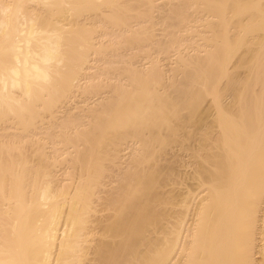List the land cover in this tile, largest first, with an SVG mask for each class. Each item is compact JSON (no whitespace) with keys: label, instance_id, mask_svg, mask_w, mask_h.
<instances>
[{"label":"bare ground","instance_id":"1","mask_svg":"<svg viewBox=\"0 0 264 264\" xmlns=\"http://www.w3.org/2000/svg\"><path fill=\"white\" fill-rule=\"evenodd\" d=\"M0 264H264V0H0Z\"/></svg>","mask_w":264,"mask_h":264},{"label":"rangeland","instance_id":"2","mask_svg":"<svg viewBox=\"0 0 264 264\" xmlns=\"http://www.w3.org/2000/svg\"><path fill=\"white\" fill-rule=\"evenodd\" d=\"M260 255L258 254V257H259Z\"/></svg>","mask_w":264,"mask_h":264}]
</instances>
